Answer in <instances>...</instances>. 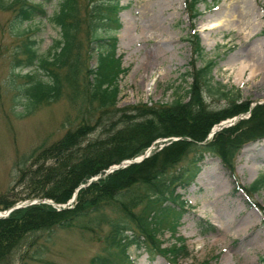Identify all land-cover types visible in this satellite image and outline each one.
<instances>
[{
    "label": "trees",
    "instance_id": "trees-1",
    "mask_svg": "<svg viewBox=\"0 0 264 264\" xmlns=\"http://www.w3.org/2000/svg\"><path fill=\"white\" fill-rule=\"evenodd\" d=\"M53 1L0 0V9L13 12L10 29L18 38L12 61L21 68L13 75L14 81L21 78L22 82L14 86L27 101V115L65 92L71 102L78 101L80 110L83 103L85 110L80 111L77 126L32 152L30 168H19L22 180L28 182L26 195L14 196V190L0 195V210L32 197L67 203L81 184L98 174L102 176L78 191L73 208L58 210L41 203L0 217V264H13L16 251L30 235L75 226L91 232L109 228L103 237L109 252L94 257L92 264H119L122 260L133 264L128 251L134 244L151 257L163 255L172 262L183 255L188 257L190 252L182 236H175L174 243L167 247L159 240L161 223L171 217L172 229L176 230L185 209L186 201L177 189L191 184L206 153L218 156L234 172L242 147L264 139V103L251 108L252 100L242 99L240 91L234 93L233 88L217 81L213 75L216 60L205 58L199 35L192 33L188 39L193 57L183 74L186 80L191 79L186 94L167 103L142 102L121 108L119 81L126 70L116 56V33L122 26L118 17L120 0H57L48 15L45 4ZM200 1L188 0L192 21L200 13ZM84 12L89 19L85 22ZM47 15L58 28V35L42 51L38 36L30 35L22 23ZM84 27L86 40L82 38ZM95 56L96 66L91 67L88 61ZM198 60L202 61L199 66ZM26 68L28 71L22 73ZM207 93L224 96L227 105L212 108ZM249 111V117L239 118L207 139L214 125ZM99 126H104V132L88 139ZM171 137L180 139H170L169 144L153 150L139 163L106 173L112 165L142 155L156 140ZM243 188L250 196L260 191L264 174ZM256 205L264 215V206ZM23 263L27 264L26 260Z\"/></svg>",
    "mask_w": 264,
    "mask_h": 264
},
{
    "label": "rangeland",
    "instance_id": "rangeland-1",
    "mask_svg": "<svg viewBox=\"0 0 264 264\" xmlns=\"http://www.w3.org/2000/svg\"><path fill=\"white\" fill-rule=\"evenodd\" d=\"M57 3L54 0L47 4V11L52 13ZM121 4L125 8L119 13L122 28L118 32L117 57L127 72L119 81V107L167 103L186 94L191 79L186 80L183 73L192 57L187 37L193 27L198 30L206 58L217 61L215 79L234 88V93L241 91L243 99L264 102V0H202L198 5L200 15L194 22L188 16L185 0H122ZM153 11L159 17L155 33L149 32ZM13 18L12 11L0 9V195L14 190L12 195L24 196L28 182L22 180L19 168L29 169V156L34 150L52 144L77 126L85 105L82 103L80 110L78 101L71 102L65 89L58 99L41 104L27 115V101L14 86L22 79L14 81L13 75L21 68L12 61L18 42L10 29ZM85 20H89L87 12L83 13ZM22 27L38 36L42 51L58 35L47 17L23 22ZM85 32L84 27V40ZM86 47L87 42L81 49L83 53ZM96 61L93 57L88 65L95 67ZM201 64L198 60L197 66ZM27 71L23 69L22 73ZM206 99L212 108L228 103L219 94L211 97L207 93ZM101 132L104 126L96 127L87 138L93 139ZM261 174L264 139L243 146L235 172L218 156L206 153L193 183L178 188L187 204L177 236L186 239L190 256L171 262L164 256L151 257L144 248L132 245L129 253L135 264H264V215L252 204L264 206V188L251 198L241 189ZM107 212L112 216L111 211ZM172 221L170 217L161 223L159 240L163 247L174 243ZM108 230L105 226L91 232L75 226L36 232L16 251L13 264H25L24 260L27 264H92L94 257L109 252L103 238ZM123 263L125 260L119 264Z\"/></svg>",
    "mask_w": 264,
    "mask_h": 264
},
{
    "label": "water",
    "instance_id": "water-1",
    "mask_svg": "<svg viewBox=\"0 0 264 264\" xmlns=\"http://www.w3.org/2000/svg\"><path fill=\"white\" fill-rule=\"evenodd\" d=\"M226 125V123H223V124H221L218 128H215L214 130H213V133L217 130V129H219V128H222V127H224ZM150 153V150H149V152H147V155H144V156H142V157H140V158H138V159H136V160H129V161H125L124 163H123V165H126V164H129V163H133V162H139V161H141L143 158H145V157H147L148 156V154ZM122 165V164H121ZM121 165H119V166H114V167H112L111 168V170H115V169H118ZM39 202H49V201H46V200H28V201H23V202H19V203H17L16 205H14V206H12L9 210H7V211H5V212H2V214H0V216H3V215H7V214H9L10 212H12L13 210H15V209H18V208H21V207H24V206H28V205H32V204H36V203H39ZM49 203H51V202H49ZM54 205V204H53ZM54 206H56V205H54ZM56 207H60V206H56Z\"/></svg>",
    "mask_w": 264,
    "mask_h": 264
},
{
    "label": "bare ground",
    "instance_id": "bare-ground-1",
    "mask_svg": "<svg viewBox=\"0 0 264 264\" xmlns=\"http://www.w3.org/2000/svg\"><path fill=\"white\" fill-rule=\"evenodd\" d=\"M158 20H159V17L157 16V13L155 11H153V15L151 17V23L149 24V26H150L149 32L155 33V26L157 25ZM244 68L245 67L243 66V69Z\"/></svg>",
    "mask_w": 264,
    "mask_h": 264
}]
</instances>
